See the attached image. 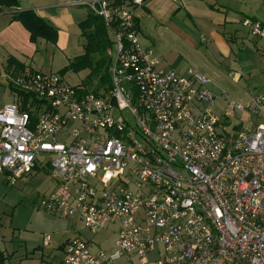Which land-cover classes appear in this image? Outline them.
I'll use <instances>...</instances> for the list:
<instances>
[{"label": "built area", "instance_id": "obj_1", "mask_svg": "<svg viewBox=\"0 0 264 264\" xmlns=\"http://www.w3.org/2000/svg\"><path fill=\"white\" fill-rule=\"evenodd\" d=\"M116 1L66 0L110 33L108 91L32 69L11 79L30 100L0 110V177L13 186L48 157L55 188L40 208L116 234L110 251L73 236L58 264H264V93L235 102L192 69L159 68L135 26L142 0ZM242 25L264 39L263 23Z\"/></svg>", "mask_w": 264, "mask_h": 264}, {"label": "rangeland", "instance_id": "obj_2", "mask_svg": "<svg viewBox=\"0 0 264 264\" xmlns=\"http://www.w3.org/2000/svg\"><path fill=\"white\" fill-rule=\"evenodd\" d=\"M21 4L25 8L35 7V5L29 4L27 0H21ZM235 6L239 7L238 4H235ZM65 12L68 14L62 15L60 25L58 24L57 27L53 28L57 32V29L69 32L70 39L68 40L67 49L63 52L59 49L54 50L52 44H47L46 41L37 45L38 52L33 57L31 66L41 70L44 74L62 70L68 62V57L78 56L82 53L83 48L78 38L80 29L77 23L74 22H79L86 15V8H67ZM181 15L182 12L174 19L175 22L183 23V25L192 23L190 19L185 18V15ZM261 18L260 20L264 21V17ZM163 19L165 21V17ZM68 20L72 21L69 27ZM164 25L157 27L155 23H152L147 25L146 29L142 28V31L144 30V35L151 39L150 42L154 44L153 50L156 57L167 68L180 74L192 69L202 74L206 81L211 82L209 89L217 94L223 90L227 94V98L235 102H245L250 97L260 93L264 86V76L261 71L264 67L253 43L247 48V51L238 54L237 64H240V67L233 70L231 69V59L222 63L218 62L209 54L204 53L203 47L199 49L192 48ZM140 37L143 42L146 40L142 34H140ZM94 59L97 60L98 56L95 55ZM221 65H225L227 69L230 68L232 71L229 73L223 67L221 69ZM238 72H241L244 76L242 75L239 81H234V76ZM65 74L66 84L82 83L83 74L71 71ZM97 80L93 79L90 83H87L90 91H94L98 87ZM102 91L104 89L100 88L97 93H102ZM18 102L19 98L15 90L11 91L0 85V104L4 103L3 107ZM223 104L220 99L216 101L215 108L217 112H220ZM33 114L37 115L38 113L33 111ZM122 116L134 123L133 118L127 112H122ZM239 119V116L232 118V125L238 122ZM50 161L51 159L48 157H38L34 172L18 180L13 186L9 185L3 176L0 177L1 250L4 256L7 257L4 264H39L40 260H43V264H45L44 262L47 259H51L48 256L51 257L52 255H56L55 264H58L62 257L60 251L50 248L59 245L65 238L70 239L73 236H80L83 240L88 241L92 251L98 249L110 251L113 248L116 234L111 230L105 229L100 233L92 234L83 228L77 220L63 219L40 208L41 198L52 192L51 190L54 187V182L50 178ZM46 235L51 238L50 248L42 247V240ZM149 259H152V256H149ZM48 264H53V262L51 261ZM116 264L141 263L137 258L132 257L130 260L121 259Z\"/></svg>", "mask_w": 264, "mask_h": 264}, {"label": "crops", "instance_id": "obj_3", "mask_svg": "<svg viewBox=\"0 0 264 264\" xmlns=\"http://www.w3.org/2000/svg\"><path fill=\"white\" fill-rule=\"evenodd\" d=\"M129 1L131 0H125L123 3ZM17 2L18 7L6 8L0 6V85L11 91L15 90L10 83L12 78L21 75L27 69L41 72V70L31 65L33 57L38 52L37 45L45 42L43 39H38L35 43H32L30 41L29 32L25 30L19 21L13 20L14 15L22 11L32 10L50 26L57 27L62 21V15L66 14L65 9L82 8L68 6L66 0H27L29 4L35 5V7L32 8H25L22 6L21 0H17ZM42 2L44 4H41ZM235 4H238L239 7L235 6ZM89 12L90 11L86 9V15L79 22L74 23H77L78 26L79 23L86 19ZM132 12L137 19L141 43L144 46L151 47L152 50L154 44L150 42L151 39H149L148 36L144 35V30L142 31V28L146 29L147 25L152 23H155L157 27L165 24L164 26L168 27L179 39H183L194 49L203 47L204 53L209 54L218 62L222 63L223 61L231 59V69L233 70L240 67V64H237L238 54L247 51V48L253 43L256 53L260 55L264 67V39L254 37L249 33L248 29L242 25L244 19L259 21L264 24V21L260 20L261 17H264V0H180L179 3H175L172 0H142L140 5H132ZM180 12H182V15H185V18L190 19L192 23L183 25V23L175 22L174 19ZM164 17L165 21H163ZM71 23L72 21L68 22V27ZM57 30L58 35L56 44L46 43L52 44L51 46L54 50L59 49L63 52L68 47L70 35L68 31ZM140 34L145 37L146 40L144 42ZM78 38L83 48L82 53L78 56L68 57V62L65 67L72 59L84 53L85 39L81 36V31L78 33ZM154 56L156 57L155 52ZM159 61V68L169 69L161 60ZM9 63L10 65H8ZM222 67L229 73L232 71L230 68L227 69L225 65H221V69ZM60 71L61 70L51 73L58 74L65 82L64 76L66 74H61ZM261 71L264 76V68ZM88 73L89 70L77 72V74L84 75L82 83L70 86H79L86 91H90L87 87L88 82H86ZM235 75L234 81H239L243 74L238 72V74ZM16 93L17 97L20 98L19 92ZM260 93H264V86L262 90H260ZM20 99H22V97ZM3 105L4 103L0 104V110L3 108ZM54 188L55 182L51 191H53ZM67 239L68 238H65L59 245L53 246L50 249L60 251L61 253V246ZM48 258L51 259H47L44 262L45 264L51 261L55 264L56 255H52L51 257L48 256ZM40 261L42 263L40 262L39 264H43V260Z\"/></svg>", "mask_w": 264, "mask_h": 264}, {"label": "trees", "instance_id": "obj_4", "mask_svg": "<svg viewBox=\"0 0 264 264\" xmlns=\"http://www.w3.org/2000/svg\"><path fill=\"white\" fill-rule=\"evenodd\" d=\"M124 1L117 0L116 3L120 5ZM0 6L6 8L18 7V2L17 0H0ZM13 20L19 21L25 27L30 34V41L32 43H35L38 39H43L46 42L56 44L57 31L32 10L15 14ZM134 22L138 29L136 18H134ZM78 26L81 36L85 39L84 53L72 59L60 73L65 74L69 71L77 73L89 70L87 82L90 83L91 80L98 79V87L93 92L97 93L100 88L108 91L111 87L109 68L112 60L106 51L112 47L110 33L103 19L92 12H89L86 19L79 23ZM95 55L98 56L97 60L94 59ZM19 95L22 97L25 107L26 103L30 100V95L23 93H19ZM6 259L7 257L0 250V264H4Z\"/></svg>", "mask_w": 264, "mask_h": 264}]
</instances>
